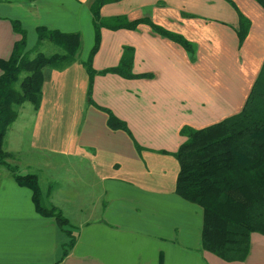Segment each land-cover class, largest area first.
<instances>
[{"label": "crops", "instance_id": "1", "mask_svg": "<svg viewBox=\"0 0 264 264\" xmlns=\"http://www.w3.org/2000/svg\"><path fill=\"white\" fill-rule=\"evenodd\" d=\"M92 1H0V61L9 59L20 39L11 21H18L25 30V51L31 58L37 27L78 34L77 56H81L65 70H42L39 108L29 103L18 108L3 149L9 161L24 162V167L18 165L20 174H35L40 188L39 172L29 171L28 160L46 161L40 169L67 176L68 191L88 193L84 204L85 195L82 203H77L75 195L49 203L42 192L45 204L59 208L77 236L60 261L64 234L53 218L36 212L31 191L1 169L0 264H264V236L259 234L251 235L243 262H225L203 250V210L175 193L179 166L172 155L186 140L180 135L182 127L201 129L242 111L264 62V8L254 0H231L250 22L239 48L238 15L224 0H121L104 5L103 19L147 18L195 47L192 62L179 44L148 25L140 24L135 30L101 29L100 47L92 62L95 71L115 67L122 48L131 47V73L152 76L94 77L93 101L124 121L131 139L122 131L108 129L106 115L86 101L84 108H72L67 132L60 131L63 107L58 101L94 44ZM86 86L87 82L85 91ZM75 176H93V183L76 186Z\"/></svg>", "mask_w": 264, "mask_h": 264}, {"label": "trees", "instance_id": "2", "mask_svg": "<svg viewBox=\"0 0 264 264\" xmlns=\"http://www.w3.org/2000/svg\"><path fill=\"white\" fill-rule=\"evenodd\" d=\"M120 1L93 0L89 5L94 44L87 60L82 63L87 75L85 101L88 106L106 115L108 129L122 131L132 139L124 121L93 101L94 77L115 74L132 80L150 79L152 76L131 73V47L122 48L115 67L95 71L92 62L100 47L101 29L135 30L140 24L148 25L156 33L179 44L192 62L195 47L182 36L162 29L147 18L128 21L124 16L101 17L100 10L104 5ZM224 1L238 15L236 34L240 48L250 22L231 0ZM254 1L264 8V0ZM11 25L20 39L14 43L9 59L0 61V170L7 171L20 187L31 191L32 202L40 216L55 220L65 236V242L60 247L61 261L72 250L77 236L71 231L62 211L45 204L38 177L35 174L21 175L18 167L8 162L11 157L4 151L3 144L8 128L17 118L18 108L24 103H29L35 110L39 108L42 70L51 68L61 71L76 61L80 36L37 27L35 55L31 58L30 53L25 51V30L18 21H11ZM44 41L61 49V53L44 55L37 52ZM180 135L186 140L172 154L179 166L175 193L203 210L202 248L225 262H243L250 250L251 235L264 236V62L240 113L201 129L182 127ZM134 147L138 152L142 151L135 142Z\"/></svg>", "mask_w": 264, "mask_h": 264}, {"label": "rangeland", "instance_id": "3", "mask_svg": "<svg viewBox=\"0 0 264 264\" xmlns=\"http://www.w3.org/2000/svg\"><path fill=\"white\" fill-rule=\"evenodd\" d=\"M35 47H34V50H35ZM34 50H33V52L35 54ZM37 52H40L44 55H51V54L61 53V49L54 46L50 42L44 41L39 45ZM80 57L81 56L79 54L76 59H80ZM70 82H71V84H70L71 87L68 88L66 95H64V97H61L58 101V105L60 107L61 106L63 107L62 108L63 112H60V114H59V116H60L59 126L62 127V130H60V131H64V132L65 131L67 132V121H68V119L71 120L70 112H71L72 108L74 109V111H78V109H82L86 106L84 91H85V85L87 82V77L85 76V70H84V67L82 64L77 66V68H75V70L73 71V73L70 77ZM67 107L71 108V109H69L68 112H67ZM78 116H79V113L77 112V117ZM62 117H63V119H62ZM8 162L12 165H16L17 167H18V165H19V167L20 166L24 167V165H22V164H24V162H22V161H9L8 160ZM42 162L45 163L46 161L40 162V161H37L35 159L31 160V161H29V160L27 161V163H29V165H30L28 167L29 171L39 172L38 176L40 178L42 192H43L44 196L46 195V197H47L46 199L49 203H51V201L55 200L56 197L57 198L60 197L61 199L64 200V197L67 195L68 196L75 195L74 197H76L77 203H79V201L82 203L83 198L81 196L84 197V195H85V200L83 203L86 204V197L88 194L87 192L84 195H82L83 194L82 191H76V192L68 191L67 186H66L68 177L65 175H62V173L60 175H56L52 170H49L48 168L46 169L43 166H42V168H41L42 170H41L40 169V167H41L40 163H42ZM80 167H82V164L80 165ZM59 169L63 170L62 166H59ZM75 178L78 179L79 177L75 176ZM82 179H78V182L75 183L76 186L78 184H79V186H81L82 183H93L94 177L92 176L89 179H88V177L87 178L82 177ZM70 186H73V185H70ZM58 187L61 188V189H59V191H58ZM70 207H71V204L69 203V208ZM83 210L86 211V209H84V208H83ZM83 210H82V212H83ZM75 214H77V213H75ZM87 216H88V214L82 215L80 217L72 218V220H74V221H76L77 219L80 220L81 218H84Z\"/></svg>", "mask_w": 264, "mask_h": 264}]
</instances>
